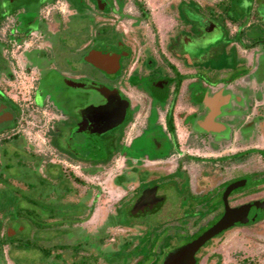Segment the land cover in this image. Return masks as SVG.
Instances as JSON below:
<instances>
[{
  "label": "flooded vegetation",
  "instance_id": "flooded-vegetation-1",
  "mask_svg": "<svg viewBox=\"0 0 264 264\" xmlns=\"http://www.w3.org/2000/svg\"><path fill=\"white\" fill-rule=\"evenodd\" d=\"M32 164L92 240L30 264H264V0H0V168Z\"/></svg>",
  "mask_w": 264,
  "mask_h": 264
},
{
  "label": "rangeland",
  "instance_id": "rangeland-1",
  "mask_svg": "<svg viewBox=\"0 0 264 264\" xmlns=\"http://www.w3.org/2000/svg\"><path fill=\"white\" fill-rule=\"evenodd\" d=\"M219 34L221 33L219 32L217 36L215 34L216 37L214 36L213 38L215 41L214 44L221 41L222 37H220ZM223 49V52L220 51L221 54L219 52L218 55H216V61H218L220 57L224 58L227 48H222V50ZM56 87H58V85H56ZM61 88L58 89V91H46H49L53 95L55 101L60 102L61 95L64 92ZM66 95L70 98L75 97L74 95H71L69 91H67ZM6 152H9L8 155H10V163L14 162L15 157L12 154L14 150L10 148L7 149ZM33 165L34 164H32V166L29 165L24 169L16 166H12L10 168H0V212L3 209L15 211L14 216L11 219L4 216L0 217V236L6 234V230L8 228V234L9 231L11 234H13L11 235L12 237L14 236V234H17L15 238L16 242L24 243L25 246L23 248H10L9 245H4L2 249L3 252H0V256L4 255L8 264H13L14 262L16 264H30L38 261L41 262V260L45 258L44 250L39 249L38 246L34 248L32 245V243L34 242H38L39 245L50 247V245H52V243H55V241H69V243H74L76 237L77 239H81L83 242L92 240V236L87 233L82 232L80 233L81 235H78V233L82 230L77 231L76 229H72L73 217L71 215L73 213L68 210H70L72 207H77V209H80L78 213L81 214L83 208L82 202L71 204H65V202L62 204L53 203L51 205H49L48 203V208L47 202L38 200L39 193H45L46 190L49 189L46 186H43L42 182L40 181L39 175L35 174L34 170L36 169V171L38 172V165ZM9 177H14L15 180L17 179L18 181H20V184L19 182H16L15 187L11 185L9 186L7 182ZM24 184L28 185L25 186ZM104 195H106L107 197L104 201L102 200L103 197H100L97 209L99 207H103V205H107L108 203H110V201H108L109 195ZM72 201L74 202V198H70L69 202ZM51 209H54V211H49ZM25 210L27 212H25ZM34 211L36 212L34 214H31V212L33 213ZM18 214H20V216H18ZM35 214H38L39 218L31 217ZM51 216L54 218V221H48L49 217ZM61 218L65 219L64 223L66 224V228H63L62 226V228H55L56 226H54V224L59 226ZM258 236L262 237L261 235ZM36 243L34 244V246L36 245ZM255 246V254L258 255L261 253L262 257H264V246ZM61 252L64 253V251ZM73 252V250H69L68 253L65 254L64 258L71 261V255ZM92 254L95 255V251H79V256H89ZM100 263L105 264L106 262L104 260H101Z\"/></svg>",
  "mask_w": 264,
  "mask_h": 264
},
{
  "label": "trees",
  "instance_id": "trees-1",
  "mask_svg": "<svg viewBox=\"0 0 264 264\" xmlns=\"http://www.w3.org/2000/svg\"><path fill=\"white\" fill-rule=\"evenodd\" d=\"M0 242H1L0 247L4 246V245H9L10 248H23V247H25L24 243H17L15 238H9V236L7 234H4V237L2 238V240ZM32 245H34V244L32 243ZM41 250H44V249H41ZM98 251H96L95 253H97ZM45 253L49 254V251L44 250V254ZM76 254H79V251L76 250L75 255ZM100 256H102V254H100ZM117 256H119V254ZM76 257H77V255H76ZM79 257H81V256H79ZM91 257L95 259V264H97V257L98 256L97 255H91ZM106 257H111V255L109 254V251L106 252ZM83 258L85 259V262H82V264H89L88 259L90 257L83 256Z\"/></svg>",
  "mask_w": 264,
  "mask_h": 264
},
{
  "label": "water",
  "instance_id": "water-1",
  "mask_svg": "<svg viewBox=\"0 0 264 264\" xmlns=\"http://www.w3.org/2000/svg\"><path fill=\"white\" fill-rule=\"evenodd\" d=\"M230 220H231L230 218H225V219H224V220H223V221H222V222H221V223H220V224H219V225L213 230V232L204 235L203 238L199 239V241H197L196 243H194L193 245H191V247H190V251L194 252L195 249H196L198 246L202 245V244L207 240V238H209L210 236H212L213 234H215L214 232H216V230L218 229V227L221 228V227L227 226V223H229ZM175 257H177V256H176V255H175V256L172 255L171 258L168 260L167 264H174Z\"/></svg>",
  "mask_w": 264,
  "mask_h": 264
}]
</instances>
